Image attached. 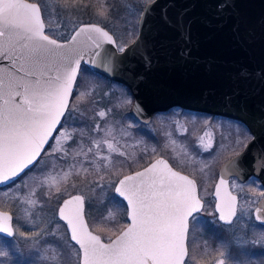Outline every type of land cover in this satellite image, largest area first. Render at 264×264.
Wrapping results in <instances>:
<instances>
[{
    "label": "snow or ice",
    "instance_id": "1",
    "mask_svg": "<svg viewBox=\"0 0 264 264\" xmlns=\"http://www.w3.org/2000/svg\"><path fill=\"white\" fill-rule=\"evenodd\" d=\"M97 2L100 4L98 15L106 16L108 10L103 0ZM53 26L59 30L60 23L52 12H49L47 21L42 19V8L38 3L0 0V59L8 60L10 64L7 69L0 67V184L13 181L38 162L42 153L51 155L45 149L50 139L55 140L53 152H63L65 157L69 155L61 138L72 140L74 134L67 129L59 131L57 125L62 124L61 118L69 108V97L84 58V47L90 42L91 54L99 56L95 49H99L103 42L116 43L103 27L90 24L80 27L67 44H61L45 34L46 27ZM80 37L83 39H78ZM118 48L121 52L125 50L123 46L118 45ZM103 66L107 68V65ZM80 95L83 97L84 94ZM98 115L105 117L106 113L100 111ZM95 130L101 131L99 126ZM54 131H58V137L53 136ZM111 134L112 130L108 129L105 138H94V148L98 150L106 144L110 153L124 156L125 152L107 138ZM205 136L209 133L205 132L201 141ZM208 147L211 145L205 150ZM94 148L89 147L87 152L80 148L74 152V158L87 157ZM91 164L96 174L109 165L116 170L110 155L99 151L94 153ZM81 171L87 173L88 169L81 166L75 174L80 175ZM72 175L70 168L59 179L67 183ZM41 183L48 184L49 196L53 188L55 192H61L57 177H46ZM228 184V180L221 176L215 187L216 211L220 221L231 225L233 217L237 216V197L228 191ZM24 187L28 185L25 183ZM114 191L127 202L125 215L131 222L115 235V239L109 237L107 243L102 242L100 235L94 234L95 223L90 230L85 221V198L82 195L71 196L59 208V218L66 222L71 241L79 246L80 251L76 252L78 264H193L196 257L190 251V218L194 219V214L203 207L194 179L173 171L167 161L157 159L135 175H124ZM35 195V189L31 188L25 196L13 199L23 200L34 207L37 204L33 198ZM259 195L264 196V191ZM254 212L255 219L264 224V207H256ZM109 216L114 219L111 213ZM12 221L13 216L0 208V233L12 237ZM261 238L264 239V235ZM68 255L67 264H71L70 250ZM6 256L8 252L0 249V257ZM217 264H224V260H218ZM237 264H252V261L240 259Z\"/></svg>",
    "mask_w": 264,
    "mask_h": 264
},
{
    "label": "water",
    "instance_id": "2",
    "mask_svg": "<svg viewBox=\"0 0 264 264\" xmlns=\"http://www.w3.org/2000/svg\"><path fill=\"white\" fill-rule=\"evenodd\" d=\"M26 2L37 3L32 0ZM90 24L103 27L96 22H82L66 39L45 34L58 43L67 44L80 27ZM103 28L116 41L114 35ZM123 47L125 50L121 52L117 42H103L99 49H95L99 56H93L89 42L84 47L80 67L84 64L90 70L125 85L132 95L130 113L138 122L147 124L155 112L179 107L235 119L251 133L243 148L219 166L213 185V208L217 220L226 224L219 220L216 211L218 198L215 187L220 177L224 176L229 182L232 176L239 181L254 176L264 186V0H151L144 5L138 17L135 38ZM0 67L10 68L9 61L0 59ZM79 71L80 68L77 78ZM71 97L72 94L69 103ZM157 159L167 161L173 171L194 179L174 168L163 156H157L145 166L124 175H135ZM124 175L118 178L114 188ZM13 181L0 184V188ZM228 191L237 197L238 204V196L229 184ZM114 194L127 209V202L115 191ZM197 194L199 196L198 185ZM75 195L82 194L73 193L61 200L56 210L58 218L63 201ZM256 207H264V196L252 210L254 221L264 225L255 219ZM126 218L129 224L130 218L127 215ZM61 221L71 241L67 224ZM94 234L99 235L95 231ZM0 235L11 238L5 233ZM101 240L109 242L102 237Z\"/></svg>",
    "mask_w": 264,
    "mask_h": 264
},
{
    "label": "trees",
    "instance_id": "3",
    "mask_svg": "<svg viewBox=\"0 0 264 264\" xmlns=\"http://www.w3.org/2000/svg\"><path fill=\"white\" fill-rule=\"evenodd\" d=\"M32 1H36L39 3L42 8L43 19H45L46 21L51 10L55 11V14L53 13L55 19H58V15L56 14V12H61V10L63 13L65 12L64 14L69 15V21H67L65 25H63L62 29H60L62 27L61 25V27L59 28V32H55L53 27H46V33L53 37L66 39L71 31L79 23L94 21L107 28L114 35L118 45L124 46L135 38L137 34L138 17L144 5L151 0H103L104 7H106L108 10L106 16L104 17L98 15L100 4L97 2V0ZM115 85L119 87H116ZM81 93L84 94L83 97H81ZM131 103L132 95L125 85L108 79L103 75L90 70L86 65L83 64L80 67L79 75L69 103V108L67 109L60 126L62 127L63 123L66 124L74 134L73 139L68 140L65 144L66 148L69 149V153L75 148L78 149V145H82L83 150L86 152L87 149L91 146L94 136L95 138H100V136L103 137L105 135V130H108L111 127H117L119 124L124 125V129L127 132L130 131L131 136L135 138L133 142H135L136 138L138 137L140 141L146 143H141L142 146L143 144L145 145L146 149L143 148V152L138 154L136 158L128 157L126 155L120 156L118 154L111 153L110 157L112 159V164L116 166V170H112V165H109L108 168L102 169L100 171V175L96 173L94 174L90 171L85 173L84 177L91 178L92 183L96 184L95 191L92 192V195H88L85 203L87 222L92 230L93 223H95L96 229L93 231L101 235L104 240H108L109 237H113L127 224V218L125 215L126 206L124 202L114 194V182H116V180L121 175L139 169L149 163L157 156V152L159 151H156V149L160 147L159 141H155L156 139L151 134H148L144 131L145 125L136 121L131 115ZM171 109H179L181 112L207 117L208 119L204 120L199 125V130H201L203 126L211 124L215 127V123L218 120L222 119L239 124L245 131V135L242 138L240 136V139H242V141H240L239 144L229 149H225L224 147H222V149L219 151V161L217 163V166L213 170L214 175L213 177L211 175L212 178L207 183H210V191L212 192V186L217 174L218 166L225 159L239 152L251 137V134L241 122L228 117L209 113L194 112L178 107H174ZM169 110L156 112L153 114V117L158 113L168 112ZM100 111H104L106 113L105 117H100L98 115ZM117 118H120L121 122H115ZM132 121L137 126L130 125L129 123H133ZM97 126H99L101 131L97 132L95 130ZM215 129L217 130V128ZM81 132L83 133V135H80ZM116 139L118 140L117 136ZM125 141L127 143L130 142L129 140ZM153 144H156V148L152 147ZM118 145L123 150L126 146L119 140ZM49 147L50 144L47 146L46 150ZM193 148L197 150L196 146H193ZM207 154H210V152H202L201 154H199V156L207 157ZM54 155H56L57 158L53 160L52 167L59 166V163L68 162L66 159L69 157V155L67 157L64 156V153H54ZM89 156H94V152L88 153L86 159L84 158L83 163L91 165ZM164 156L168 157V160L175 168L193 176L196 179L198 187L201 190V184L204 183L203 179L197 178V176L191 174L189 172L191 169H189L188 171L185 170V168L180 169L179 167H176L169 156ZM80 157L81 155L78 156V158H75L80 160ZM50 166V164H48L47 166L39 165L38 159V162H36L30 169L25 171L18 179L5 187L15 185L16 182L20 181L25 175H27V173L36 171L39 174L37 173L35 179L31 183L34 184L35 181H40V178H42L44 172ZM117 172H119L120 174L117 175ZM98 179L99 181H97ZM112 179L114 180L109 181ZM252 180L254 181L253 183H259V181H257V179L255 178H252ZM5 187H1L0 189H3ZM48 190L49 189H45L44 186L38 187L36 189V198L42 203L39 208H45L46 210H49L50 207L54 206V209H57V206L63 198L59 197V200L56 201L55 196L57 195V193L52 190V195L49 196L47 195ZM21 191L23 192L24 190L21 189ZM203 201L204 207L202 211L195 215V219L193 220V222L192 219L190 220V251L192 246H194L195 244H199V247L196 249V253L198 254V256L200 255V259H206L214 257V253H216L215 251L217 250V247H227L235 254V258H237L238 260L251 259L252 264H261V261L264 260V246L250 241H247L243 244H236L231 240L229 235L218 232L216 230V226H222L223 224L220 223L216 218L213 209L212 196L204 197ZM3 204L4 203L0 199V207L10 210L14 218L13 221H16V211L13 209V205L11 204L10 206ZM209 209L213 211L214 218H211L209 215H207V210ZM110 213L113 215L114 219L110 218ZM252 223L255 228L258 227L264 229V225L258 224L253 220ZM61 226L62 233L47 234L42 238L41 244L45 245L47 248H50V245L51 247L57 246L58 248H63L67 243H70L71 245L76 247V245L69 240L63 222H61ZM109 229H111V231H109ZM192 229L193 231H195L194 235H192ZM0 241V244L4 246L0 247V249H4L8 252V256L0 257V262L4 260L6 264H57L54 258L52 260H40L36 257V254L33 251H30L31 249L24 250V248H20V244H13L14 241H16L14 236L11 238L0 236ZM205 245H207L209 249L201 255L202 252L200 251L204 248ZM59 257L62 261L65 260L62 264H67L66 259H64L62 255H59Z\"/></svg>",
    "mask_w": 264,
    "mask_h": 264
},
{
    "label": "rangeland",
    "instance_id": "4",
    "mask_svg": "<svg viewBox=\"0 0 264 264\" xmlns=\"http://www.w3.org/2000/svg\"><path fill=\"white\" fill-rule=\"evenodd\" d=\"M51 12L54 13L55 11L51 10ZM64 13L62 12V10L61 12H56V14L58 15V19L56 20L60 23V27L62 25L60 29H62L63 25H65V23L69 21V15ZM53 29L55 32H59L60 30H57L54 26ZM207 119V117L199 116L196 114L181 112L179 109H171L168 112L158 113L156 114V116H152L150 122L144 124V131L148 134H151L156 139L155 141H159L160 143V147L156 149V151H159L157 152V156H163L168 160V157L164 156L167 155L174 162V165L176 167H179L180 169L185 168V170L188 171L189 169H191L189 171L191 174H194L195 176H197V178L203 179L204 183L201 184V190L199 188L200 197L202 199L207 196H212L210 191V183H207L214 175L213 170L215 169L219 161V151L222 149V147H224L225 149L235 147L237 145V141H242V139H240V136L242 138L245 135V131L239 124L222 119L218 120L215 123V127L211 124L203 126V128L199 130V125ZM115 122H121V119L117 118ZM129 124L132 126H137L134 122H130ZM215 128H217V130ZM64 129H67L70 133H73L72 130L63 123L62 127H60L58 130L62 131ZM109 129H111L115 134L112 132L111 136H108L107 138L112 140L114 146L117 147L120 151H124L126 156L136 158L138 154L143 152V148L146 149L144 145L146 143L140 141L138 137L136 138V141L133 142L135 138L131 136L130 131L127 132L124 129V125L119 124L117 127H111ZM205 132L209 133V136H205L203 141H201L200 137L204 136ZM53 136L58 137V131H56ZM116 136L121 143L126 145L124 147V150L118 145ZM93 138H95V136ZM103 138H105V135L103 137L100 136V138L97 139ZM125 140H129L130 142L127 143ZM61 141L64 145V148L69 152V149H67L65 145L68 140H64L63 138H61ZM173 141H175V143H173ZM50 142V147L46 150V152L51 153V155H47L46 153H44L41 158H39V165L47 166L48 164H50L51 166L48 168L46 167L47 170L44 172L42 178H40V181L38 180L35 181L34 184H31L38 172H29L20 181L16 182L15 185L0 189V199L5 205L11 206L12 204L13 209L16 211V221H13V227L15 230L14 237L16 241H14L13 244H20V248H24V250L31 249L30 251H33L36 254V257L40 260H52L54 258L57 264H62L65 261H62L59 255H62V257L66 259V261L69 260L68 253L70 250L71 264H78V258L76 257V252H78V249L70 243H67L63 248H58L57 246L51 247V245L50 248H47L45 245L41 244L42 238L47 234L62 233V221L56 216L57 209H54V206L50 207L49 210H46L45 208H39L42 203L36 198V195L35 197H33L37 200V204L34 207L24 203L23 200L13 199V197L19 198L25 196L31 188H34L35 192L38 187L42 186H44L45 189H49L48 184L41 183V181H43L46 177H57V179L59 180L61 192H56V201L59 200V197L65 198L70 194L80 193L84 196L86 203L88 195H92V192L95 191L96 184L92 183L91 178L84 177L85 172L81 171L80 175L75 174L76 171L80 170L81 166L83 168H87L88 172L90 171L95 174L92 164L88 165L83 163L84 158L86 159L85 156L81 155L80 160L77 159L78 156H75L77 158L74 159V152L79 151L80 148L83 149V146L78 145V149L75 148L71 150V152L69 153V157L66 159L68 162L59 163V166L52 167L53 160L57 158L54 153L61 154L63 152H53L52 148L55 146V140L51 139ZM141 143H144L143 146L141 145ZM208 145H211V147H208V150H205V147ZM193 146H196L197 150L194 149ZM90 147L94 148V145L91 144ZM152 147L156 148V144H153ZM96 151H99L104 155H111V153L118 154L117 152L110 153L106 144H102L100 149L98 150L94 148V153ZM207 151L210 152V154H207V157L199 156V154H201L202 152L206 153ZM89 159L92 161L93 156H89ZM73 165H75L76 167H72ZM70 168H72L73 175L71 176L69 181L65 183L59 178L63 176L64 172L69 171ZM201 168H203V171L200 170ZM100 174L101 172L98 175ZM217 174L215 179L217 178ZM113 180L114 179L109 181ZM230 180V186L232 190L239 195L237 204V216L234 218L231 225L225 224L222 226H216V230L220 233L222 232L223 234L229 235L231 240L236 244H243L247 241H250L264 246V239L261 238V236L264 235V229L258 227L255 228L251 219L252 210L256 206L257 201L261 198L259 193L262 191V187H260L259 183H253L254 181L252 180V178L247 180L245 183H240L238 179L233 177ZM97 181H99V179ZM25 183L28 185V187H24ZM232 185H235V187H233ZM21 189H23L24 191L22 192ZM52 190L55 192L54 188ZM5 192H7L8 195H4ZM4 210L11 213L10 210ZM207 211V215H209L211 218H214L213 211L211 209ZM194 219H192V222ZM58 220H60L61 222ZM20 233H23L24 235H20ZM194 234L195 231H193L192 229V235ZM0 247L4 246L0 244ZM198 247L199 244H195L191 247V251L196 257L193 264H217V261L220 259L224 260V264H237L238 259L235 258V254L227 247H217V250L215 251L216 253H214V257L206 259L199 258L200 255L198 256V254L196 253V249ZM208 249L209 248L207 247V245H205L204 248L200 251L202 252L201 255L204 254ZM0 264L6 263L3 260L2 262H0Z\"/></svg>",
    "mask_w": 264,
    "mask_h": 264
},
{
    "label": "flooded vegetation",
    "instance_id": "5",
    "mask_svg": "<svg viewBox=\"0 0 264 264\" xmlns=\"http://www.w3.org/2000/svg\"><path fill=\"white\" fill-rule=\"evenodd\" d=\"M233 178H235V177H233ZM251 178H255V179H257L256 177H254V176H249L247 179H245L244 181H240V183H245L247 180H249V179H251ZM230 179H232V177H230ZM229 179V185H230V180ZM216 180V179H215ZM239 181V180H238ZM257 181H259L258 179H257ZM259 185H260V187H262V191H264V186L259 182ZM230 188H231V186H230ZM231 190H232V188H231ZM261 191V192H262ZM232 192H234L233 190H232ZM235 193V192H234ZM235 194H237V193H235ZM237 196H238V199H239V195L237 194ZM195 217V216H194ZM192 219V218H191ZM253 221H254V219H253V216H252V218H251ZM255 222V221H254ZM223 224V223H222ZM223 225H225V224H223ZM78 249V248H77ZM79 251V250H78Z\"/></svg>",
    "mask_w": 264,
    "mask_h": 264
}]
</instances>
